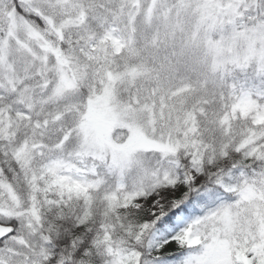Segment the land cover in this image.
I'll use <instances>...</instances> for the list:
<instances>
[{
    "label": "snow or ice",
    "instance_id": "snow-or-ice-1",
    "mask_svg": "<svg viewBox=\"0 0 264 264\" xmlns=\"http://www.w3.org/2000/svg\"><path fill=\"white\" fill-rule=\"evenodd\" d=\"M0 264H264V0H0Z\"/></svg>",
    "mask_w": 264,
    "mask_h": 264
}]
</instances>
